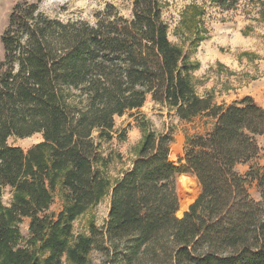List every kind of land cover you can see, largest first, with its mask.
Returning <instances> with one entry per match:
<instances>
[{
	"label": "trees",
	"instance_id": "trees-1",
	"mask_svg": "<svg viewBox=\"0 0 264 264\" xmlns=\"http://www.w3.org/2000/svg\"><path fill=\"white\" fill-rule=\"evenodd\" d=\"M202 40L197 31L195 44ZM1 44L0 264H90L93 253L102 264H264V168L237 171L259 154L264 107L250 97L223 107L197 94L199 65L170 41L160 0H134L131 18L109 6L94 24L65 23L38 3H18ZM148 98L181 122L206 115L212 129L186 140L179 166L171 161L172 134L143 131L130 167L112 184L104 146L126 139L127 130L115 133L116 119ZM34 135L42 142L27 151L10 144ZM181 175L200 190L178 218ZM107 196L104 225L75 235V221Z\"/></svg>",
	"mask_w": 264,
	"mask_h": 264
},
{
	"label": "rangeland",
	"instance_id": "rangeland-1",
	"mask_svg": "<svg viewBox=\"0 0 264 264\" xmlns=\"http://www.w3.org/2000/svg\"><path fill=\"white\" fill-rule=\"evenodd\" d=\"M163 6V19L169 27V39L172 44L182 48L189 54L191 60L199 65L194 73L195 88L199 96L212 95L213 101L218 106H229L250 97L259 106H264V0H160ZM225 1V2H224ZM22 2L38 3L40 11L47 17L62 22L84 21L94 24L97 17L102 15L109 6L114 7L117 13L124 18H131L134 0H0V60L4 52L1 37L6 28L9 15L13 7ZM227 2V3H226ZM225 3V4H223ZM195 15L197 26L191 31L186 28V20ZM244 20L247 26L241 28L245 44L237 48L220 44L219 49L224 55L227 66L216 62L209 68L196 58L199 47H205L210 39L209 27L213 24L238 23ZM208 24V28L206 26ZM220 25V26H221ZM199 31L204 40L195 44L196 33ZM221 43V42H220ZM202 44V45H201ZM203 58V59H202ZM201 61V62H200ZM263 84V85H262ZM262 85V86H260ZM133 115V116H132ZM145 123L144 130L139 127ZM213 126V120L206 115L185 123L174 117L166 108L155 104L150 98L138 112L127 114L116 119L115 133L127 130L125 140L117 137L103 149L104 156H109V165L106 177L113 184L121 174L126 171L140 145L143 133L150 130L157 134H172L171 161L179 166V161L184 156L186 140L199 135H205ZM144 131V132H143ZM42 142L41 135H34L27 139L12 138L10 144L27 151ZM259 154L248 164L240 165L237 171L245 175L251 168H264V139L258 140ZM199 185L195 178L181 175L177 179V195L179 200L178 218H182L189 206L199 195ZM248 190L253 200H259L255 183L248 184ZM12 194L9 188L3 192V202L10 206ZM110 205L107 196L101 203L74 223V234L87 233L90 223L102 227L106 222ZM62 205L59 199L51 208L52 213H59ZM29 219H24L20 226L24 238L22 246L29 238ZM103 257L93 253L90 264H102ZM63 264H70L64 260Z\"/></svg>",
	"mask_w": 264,
	"mask_h": 264
},
{
	"label": "crops",
	"instance_id": "crops-1",
	"mask_svg": "<svg viewBox=\"0 0 264 264\" xmlns=\"http://www.w3.org/2000/svg\"><path fill=\"white\" fill-rule=\"evenodd\" d=\"M211 24H212L211 27H209L210 39L207 42H205L206 43L205 47L198 48V53L196 55V58L200 60L202 56L203 58L205 57L204 59L202 58L203 59L202 63L205 62L207 68H209L216 62H219L227 66L226 63L224 62L225 57L219 49L220 47L219 45L224 44L231 46L232 48H237L241 44H245L244 42L245 40L243 39V33L241 28L247 25L245 24L243 19H241V21H238V23L231 22L225 25L220 24L221 26L219 24H213V23ZM206 26L208 28L209 25L206 24Z\"/></svg>",
	"mask_w": 264,
	"mask_h": 264
}]
</instances>
